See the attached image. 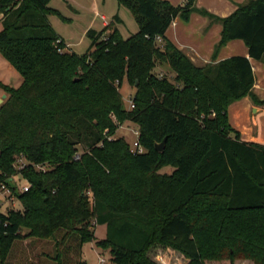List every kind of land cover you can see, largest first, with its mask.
Wrapping results in <instances>:
<instances>
[{
  "label": "trees",
  "instance_id": "obj_1",
  "mask_svg": "<svg viewBox=\"0 0 264 264\" xmlns=\"http://www.w3.org/2000/svg\"><path fill=\"white\" fill-rule=\"evenodd\" d=\"M117 1L138 32L124 38L116 14L87 31L91 44L80 55L51 23L61 15L51 0H0V53L22 77L19 87L0 81V182L21 206L0 205V260L30 236L56 238L58 264L71 262L73 247L82 256L90 241L111 251L112 264H160L149 256L155 244L178 250L186 264H264V145L243 140L229 116L247 96L264 105L251 60L201 66L174 45L167 29L178 16L188 20L197 0ZM220 21L219 48L240 38L250 58L264 60V0H247ZM164 65L171 77L157 73ZM124 82L135 87L132 109ZM112 115L138 126L145 152L114 138ZM166 165L172 172H161ZM14 176L30 184L26 192Z\"/></svg>",
  "mask_w": 264,
  "mask_h": 264
},
{
  "label": "rangeland",
  "instance_id": "obj_2",
  "mask_svg": "<svg viewBox=\"0 0 264 264\" xmlns=\"http://www.w3.org/2000/svg\"><path fill=\"white\" fill-rule=\"evenodd\" d=\"M82 3V6L75 7L71 6L73 3L69 2L62 6L63 12L58 10L61 15L51 14L49 19L54 23L60 32H65L72 37V41L79 42L83 36V30L91 24L92 20H96V23L90 28L97 29L99 27L101 14L111 13L108 10H103L102 2L99 0V3L94 0H79ZM108 6L115 7L118 5L117 0H108ZM57 1H53L51 5L56 6ZM50 5V6H51ZM86 5V6H85ZM99 7L98 10L95 8ZM120 6V5H119ZM121 7V6H120ZM113 9V8H112ZM123 12H120V16L123 17V20L116 22V25L121 29L124 38H129L132 34L136 33L139 29L138 24L135 18L132 16V13L127 8H122ZM110 20L114 18L109 16ZM123 22V23H122ZM91 43L90 37L86 34L83 36L82 43L72 46V50L76 51L80 55H84L88 51V47ZM60 50L62 48H59ZM158 74H166L171 77V70L167 65L159 67L157 70ZM0 81L4 84H10L14 87H19L22 84L21 75L9 65L8 61L4 59L2 54L0 53ZM122 95L124 96L125 106L129 109V100L133 96L135 92V87L130 86L127 82H124L122 87L120 88ZM5 91L2 86H0V100L5 95ZM241 101V100H239ZM238 102V101H235ZM233 102V103H235ZM232 103V104H233ZM233 106V105H232ZM229 108L231 110V115L234 112L232 107ZM230 107V106H229ZM112 119L114 124L118 126L117 131L114 135V138L125 137L126 140L133 145L134 139L137 137L136 130H138V126L133 122H123L121 123L115 115H112ZM79 150H83V146L79 145ZM16 167H19L23 164L24 160L19 159ZM173 167L170 165H166L161 172L165 173V171L172 172ZM15 177V176H14ZM19 177L16 176L12 179L13 183L16 185V189L19 191L21 187L25 184L23 181L18 180ZM0 205L3 211L8 212L12 208H21L19 205V201L12 192V190L8 188L0 187ZM28 229H23L22 233L27 234ZM95 235L99 240L105 239L106 237V225H98L96 228ZM56 238H36V237H24V239H18L14 242V245L10 251V255L8 259L3 263L0 260V264H58L54 259L56 256ZM72 244V243H71ZM75 244V243H74ZM72 244L73 246H75ZM82 256H77L76 250L73 249L69 251L68 256L71 259V262L68 264H75L79 260H84L86 264H112V254L109 250H103L100 248L96 241H90V243H86L82 247ZM149 256L152 259H155L160 264H186L188 259L181 254L176 249L172 247L163 246L160 244H155L151 247ZM101 259H105V263L101 262ZM207 264H226V263H213L208 262ZM229 264V263H227ZM236 264H248L243 260H239Z\"/></svg>",
  "mask_w": 264,
  "mask_h": 264
},
{
  "label": "crops",
  "instance_id": "obj_3",
  "mask_svg": "<svg viewBox=\"0 0 264 264\" xmlns=\"http://www.w3.org/2000/svg\"><path fill=\"white\" fill-rule=\"evenodd\" d=\"M53 1H57L56 6L51 5ZM94 1L99 3V0ZM168 1L175 6L183 5L187 2V0ZM245 1L247 0H197L196 9L192 11L190 18L187 20L182 16H178L167 29L166 35L175 46L182 49L192 61L201 66L213 61L218 62L231 56L243 55L248 57L252 62L253 73L255 75L253 91L264 99V60L250 58L249 47L240 38L228 41L221 48L218 47L223 31L220 19L231 15ZM69 2L73 3L71 6L74 5L75 7L83 5L79 0H51L50 5L63 12L60 5H65ZM101 2L103 4L100 7L111 13L101 14L99 27L95 29L97 31L114 22V19L110 20L109 16L114 18L116 14L120 16L119 13L123 12L121 11L123 7L119 6L118 1V5H115V7L114 5L113 7L108 6V0H101ZM98 8L96 6L95 9L98 10ZM1 18L2 15L0 14V20ZM121 19L123 20V17ZM51 23L57 33L61 35V39L66 47L72 49V46L82 43L83 36L91 29L90 26L94 27L96 20H92L91 24L83 30V36L79 42L72 41L71 36L65 34V32H60L61 30H58L52 21ZM118 25L116 26L120 33H122ZM1 28L2 23L0 21ZM231 106L234 107V112L231 115V110H229L230 122L240 132L241 138L247 142L264 145V105L256 104L250 96H247L242 98L241 101L231 104L230 108Z\"/></svg>",
  "mask_w": 264,
  "mask_h": 264
},
{
  "label": "built area",
  "instance_id": "obj_4",
  "mask_svg": "<svg viewBox=\"0 0 264 264\" xmlns=\"http://www.w3.org/2000/svg\"><path fill=\"white\" fill-rule=\"evenodd\" d=\"M157 40L159 42H161V38L158 37ZM61 41V40H59ZM58 41V42H59ZM135 106V101H134V95L130 98L129 100V109H132ZM136 135L137 137L134 139L133 145H132V152L133 153H143L145 152V148L143 147V145L141 144V142L138 140V135H139V130H136ZM79 156L77 155L76 158H78ZM24 162L23 164L19 167V169L24 168ZM16 177V176H15ZM13 177V178H15ZM19 180V179H18ZM25 184L21 187V191L26 192V190H28L29 188V183L27 181L24 182ZM0 187L1 188H8L4 183L0 182ZM9 189V188H8ZM10 190V189H9ZM17 209V208H16ZM102 263H105V259H101Z\"/></svg>",
  "mask_w": 264,
  "mask_h": 264
},
{
  "label": "water",
  "instance_id": "obj_5",
  "mask_svg": "<svg viewBox=\"0 0 264 264\" xmlns=\"http://www.w3.org/2000/svg\"><path fill=\"white\" fill-rule=\"evenodd\" d=\"M6 94L5 95H3V97L1 98V100H0V105L6 100ZM164 145H165V141L163 142V143H161V144H158L157 145V149L158 150H162L163 149V147H164Z\"/></svg>",
  "mask_w": 264,
  "mask_h": 264
}]
</instances>
